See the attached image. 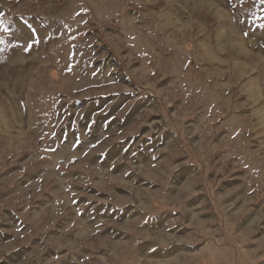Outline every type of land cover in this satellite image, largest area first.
Returning <instances> with one entry per match:
<instances>
[{"label":"rangeland","instance_id":"1","mask_svg":"<svg viewBox=\"0 0 264 264\" xmlns=\"http://www.w3.org/2000/svg\"><path fill=\"white\" fill-rule=\"evenodd\" d=\"M0 264H264V0H0Z\"/></svg>","mask_w":264,"mask_h":264},{"label":"trees","instance_id":"2","mask_svg":"<svg viewBox=\"0 0 264 264\" xmlns=\"http://www.w3.org/2000/svg\"><path fill=\"white\" fill-rule=\"evenodd\" d=\"M6 46H7V43L4 41L2 43V45H0V62L2 61V56H3V53H5L6 51Z\"/></svg>","mask_w":264,"mask_h":264}]
</instances>
